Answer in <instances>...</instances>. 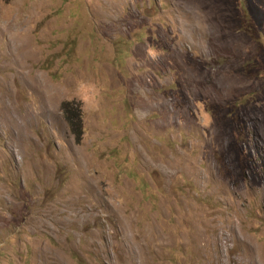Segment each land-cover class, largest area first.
<instances>
[{"label": "rangeland", "instance_id": "1", "mask_svg": "<svg viewBox=\"0 0 264 264\" xmlns=\"http://www.w3.org/2000/svg\"><path fill=\"white\" fill-rule=\"evenodd\" d=\"M0 264H264V0H0Z\"/></svg>", "mask_w": 264, "mask_h": 264}, {"label": "trees", "instance_id": "2", "mask_svg": "<svg viewBox=\"0 0 264 264\" xmlns=\"http://www.w3.org/2000/svg\"><path fill=\"white\" fill-rule=\"evenodd\" d=\"M61 111L74 140L79 143L83 136L82 110L79 102H62Z\"/></svg>", "mask_w": 264, "mask_h": 264}, {"label": "clouds", "instance_id": "3", "mask_svg": "<svg viewBox=\"0 0 264 264\" xmlns=\"http://www.w3.org/2000/svg\"><path fill=\"white\" fill-rule=\"evenodd\" d=\"M150 52H151V50H150ZM153 55H154V53H153Z\"/></svg>", "mask_w": 264, "mask_h": 264}]
</instances>
